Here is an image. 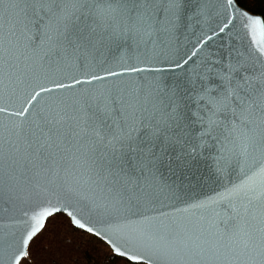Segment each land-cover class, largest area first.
<instances>
[{"label":"snow or ice","instance_id":"6c2138e0","mask_svg":"<svg viewBox=\"0 0 264 264\" xmlns=\"http://www.w3.org/2000/svg\"><path fill=\"white\" fill-rule=\"evenodd\" d=\"M59 216L69 256L264 264V14L0 0V264Z\"/></svg>","mask_w":264,"mask_h":264},{"label":"trees","instance_id":"16d2710c","mask_svg":"<svg viewBox=\"0 0 264 264\" xmlns=\"http://www.w3.org/2000/svg\"><path fill=\"white\" fill-rule=\"evenodd\" d=\"M248 6L257 14H264V0H246ZM58 231H53V228ZM68 227L67 218L59 216L55 223L49 221L30 243L29 256L20 264H126L119 257L110 254L105 245L87 236L78 239L69 254L58 244L59 232Z\"/></svg>","mask_w":264,"mask_h":264},{"label":"water","instance_id":"95a60500","mask_svg":"<svg viewBox=\"0 0 264 264\" xmlns=\"http://www.w3.org/2000/svg\"><path fill=\"white\" fill-rule=\"evenodd\" d=\"M38 234H39V233H38ZM38 234H37V235H38ZM37 235H36V236H37ZM36 236H35V237H36ZM35 237H34V238H35ZM34 238H33V239H34ZM30 243H31V242H30ZM29 245H30V244H29ZM28 248H29V246H28ZM21 261H22V260H21ZM20 263H21V262H20Z\"/></svg>","mask_w":264,"mask_h":264}]
</instances>
